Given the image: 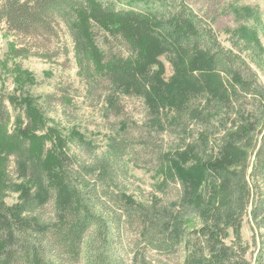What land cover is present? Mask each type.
Returning <instances> with one entry per match:
<instances>
[{"label":"trees","instance_id":"obj_1","mask_svg":"<svg viewBox=\"0 0 264 264\" xmlns=\"http://www.w3.org/2000/svg\"><path fill=\"white\" fill-rule=\"evenodd\" d=\"M234 11L258 22L247 7ZM2 23L42 38L64 24L88 94L107 119L124 121L108 120L102 154L78 135L65 143L74 149H50L43 108L20 100L30 122L10 137L7 106L19 101L0 94V264H140L120 248L128 220L152 250L183 247L184 264H251L240 233L248 215L254 264H264V83L253 68L264 59L251 54L261 47L254 30L238 28L226 47L186 0H0ZM131 101L146 109L134 132ZM161 130L158 190L171 184L177 197L137 206L123 192L127 144ZM12 193L20 196L9 206Z\"/></svg>","mask_w":264,"mask_h":264},{"label":"rangeland","instance_id":"obj_2","mask_svg":"<svg viewBox=\"0 0 264 264\" xmlns=\"http://www.w3.org/2000/svg\"><path fill=\"white\" fill-rule=\"evenodd\" d=\"M186 2L198 15L213 23L219 40L226 47L231 46L229 38L238 28L247 27L250 31L254 30L261 47L255 48L254 45L251 54L257 59H264V0ZM237 6L254 11V14L258 15V22L250 23L237 17L234 11ZM58 35L57 38L34 37L9 31L6 24H0V94L13 95L19 101L7 106L11 115L8 135L11 137L17 134L18 130L23 131L30 122L27 115H24L26 106L19 105L20 100H27L28 105L36 104V107L43 108L44 121L40 122L44 132L41 135L48 138L47 145L50 149L64 152L72 150L73 145L65 143L71 135H78L85 137L83 142L89 144L95 153L102 154L111 138L107 129L108 120L114 124L124 120L114 121L111 117L107 119L105 114L100 112L102 104L94 95L88 94L75 59L72 37L64 24H60ZM163 62L170 74L169 63L166 60ZM254 62V71L264 83V63L257 60ZM144 110L146 112L142 104L131 101L125 118L132 124L130 131L134 132L133 124H140L145 118ZM21 114L26 120L23 124L18 119ZM147 133H144L145 139H142L139 132H135L134 138L127 144L126 163H129L130 171L124 179L123 192L126 197L136 200L137 206L142 204L140 199L149 200V204L153 202L155 206H164L174 202L177 197L176 191L170 188L173 187L171 184L166 188L165 194L158 190L163 178V174L156 171L159 165V150L166 147L168 138L163 130L152 132V135ZM13 167L16 170L15 165ZM114 192L119 200L124 201L121 191L116 189ZM19 196V193H12L6 199L7 204H16ZM140 226L139 221H125L121 238L123 241L121 246L119 245L120 248L124 247L123 256L127 258L128 255L130 260L137 253L140 264L143 262V256L153 264H184L186 253L183 247L176 245L168 249L152 250L146 245ZM240 233L247 246V259L254 264L258 248L253 239L249 215L245 217ZM233 240L235 236L231 232L226 242L232 244Z\"/></svg>","mask_w":264,"mask_h":264}]
</instances>
